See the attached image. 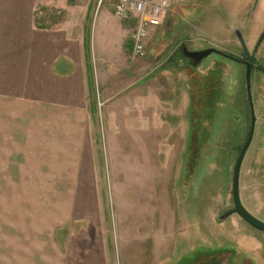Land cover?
<instances>
[{
	"label": "rangeland",
	"instance_id": "obj_1",
	"mask_svg": "<svg viewBox=\"0 0 264 264\" xmlns=\"http://www.w3.org/2000/svg\"><path fill=\"white\" fill-rule=\"evenodd\" d=\"M31 1H37L36 19L44 27H60L72 18L79 22L75 30L87 25L83 62L92 89L97 68L107 77L104 87L95 86L90 104L96 119L91 124V180L76 185L0 184V264H53L59 240L65 244L57 261L65 264H89V249L96 244L102 246L104 264H192L195 257L213 252L228 257L231 251L236 252L234 264H264V232L237 214L219 218L234 206V165L250 129L245 65L235 60L245 59L239 31L254 62L250 89L259 119L241 166L240 196L247 210L264 221V53L254 55L264 30V0H187L176 11L171 6L147 44V55L129 52L122 56L124 66L114 68L91 43L92 23L102 4L115 0ZM89 2L93 6L84 22L83 7ZM112 26L118 24L112 21ZM182 42L190 50L220 51L194 69L204 80L220 70L223 82L213 123H202L208 135L197 162L188 149L193 64L182 59ZM107 87L110 93L105 94ZM58 205L63 212L76 213L65 227L45 223Z\"/></svg>",
	"mask_w": 264,
	"mask_h": 264
},
{
	"label": "crops",
	"instance_id": "obj_2",
	"mask_svg": "<svg viewBox=\"0 0 264 264\" xmlns=\"http://www.w3.org/2000/svg\"><path fill=\"white\" fill-rule=\"evenodd\" d=\"M185 1L171 0L173 10ZM114 4H102L96 24L95 19L92 23L95 35L91 43L111 68L117 63L124 66L122 56L129 52L133 56L129 37L134 20L118 19ZM98 5L96 2V10ZM92 6L93 2H89L83 7L84 22ZM37 9V1L0 0V184H82L84 179L91 180V169L95 168L91 132L95 118L90 104L95 86H105L107 72L96 67L92 89L88 67L83 62L87 45L83 31L87 25L83 23L79 31L75 30L79 22L72 18L60 27H44L37 22ZM112 21L118 27H113ZM170 23L171 19L166 25ZM263 53L264 40L254 47V55L262 57ZM109 88L105 94L110 93ZM56 209L49 212L48 221L42 218L45 223L65 227L73 221L69 217L76 215L63 212L59 205ZM63 244L64 241H55L53 264H65L57 261ZM95 246L89 249V264H104L99 250L102 246Z\"/></svg>",
	"mask_w": 264,
	"mask_h": 264
},
{
	"label": "trees",
	"instance_id": "obj_3",
	"mask_svg": "<svg viewBox=\"0 0 264 264\" xmlns=\"http://www.w3.org/2000/svg\"><path fill=\"white\" fill-rule=\"evenodd\" d=\"M264 40V30L260 35L257 46ZM185 44V43H183ZM181 51V50H180ZM223 53V52H221ZM225 54L229 58H233L232 55ZM183 59V57H182ZM235 60H237L235 58ZM174 61V57L169 63ZM192 63L191 61L187 60ZM240 61V60H237ZM252 63V70L254 62L252 57L250 58ZM197 66L189 65V68L193 71L194 75L190 76L189 85L191 86V102H190V119L192 121V133L189 140V156H193V162H197L198 150L202 147V143L205 141L206 135H208L207 127L202 124L204 121L213 123L216 115L219 101L222 99V87L223 82L221 80L220 70L214 69L211 75L205 76V80L194 72ZM259 68V66H257ZM264 71V68H261ZM207 123V124H208ZM248 136V134H247ZM247 138V137H246ZM244 144V143H243ZM243 145L238 151V155ZM237 155V157H238ZM237 159V158H236ZM190 165V166H189ZM187 165L188 176L193 175L192 163Z\"/></svg>",
	"mask_w": 264,
	"mask_h": 264
},
{
	"label": "water",
	"instance_id": "obj_4",
	"mask_svg": "<svg viewBox=\"0 0 264 264\" xmlns=\"http://www.w3.org/2000/svg\"><path fill=\"white\" fill-rule=\"evenodd\" d=\"M237 34L239 36L240 43L245 53L244 54L245 59L241 62L245 65L244 79H245L246 94H247L248 106L250 108L251 119H250V129H249V134L247 136V140L239 152V155L236 159L234 170H233L232 197H233L234 209L232 211L221 214L219 218L224 219L233 213H237L244 221L249 223L251 226L264 232V221L260 220L259 218L254 216L249 210H247V208L243 205L241 201V196H240L241 166L246 156V153L248 151V148L252 142L256 121H259V119H257L255 116L253 103H252V97H251L250 79H251L252 63L250 61V52L239 31ZM181 53L183 54V59H187L191 61L193 65L198 66L200 63H202V61L205 58L210 56L212 53H220V51L215 47H207V48L200 49V50H190L187 48L185 44H182ZM169 61H171V59ZM202 264H205V263H202ZM207 264H216V263L212 261Z\"/></svg>",
	"mask_w": 264,
	"mask_h": 264
},
{
	"label": "built area",
	"instance_id": "obj_5",
	"mask_svg": "<svg viewBox=\"0 0 264 264\" xmlns=\"http://www.w3.org/2000/svg\"><path fill=\"white\" fill-rule=\"evenodd\" d=\"M171 5V0H116L115 16L135 21V28L130 34L135 57L146 56L147 44L154 36L156 26L164 21Z\"/></svg>",
	"mask_w": 264,
	"mask_h": 264
},
{
	"label": "flooded vegetation",
	"instance_id": "obj_6",
	"mask_svg": "<svg viewBox=\"0 0 264 264\" xmlns=\"http://www.w3.org/2000/svg\"><path fill=\"white\" fill-rule=\"evenodd\" d=\"M225 55V54H224ZM229 55V54H228ZM226 56V55H225ZM242 61V60H241ZM233 198V197H232ZM234 204V203H233ZM234 209L231 208L230 210H227L225 212H229L232 211ZM233 214H237V213H233ZM238 215V214H237ZM249 224V223H248ZM250 225V224H249ZM253 227V226H252ZM255 228V227H254ZM257 229V228H256ZM259 230V229H257ZM261 231V230H260ZM263 232V231H262ZM235 251H231L228 257H221L220 253L218 252H213L209 255H202L200 258L199 257H195V261L192 264H202V263H210V262H214L216 264H234L235 262V257H233V255L235 254ZM199 255H201V253L199 252Z\"/></svg>",
	"mask_w": 264,
	"mask_h": 264
}]
</instances>
